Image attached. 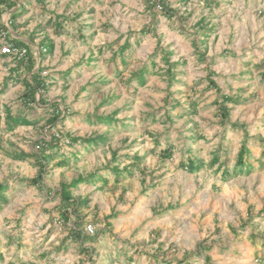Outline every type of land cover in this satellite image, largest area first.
Here are the masks:
<instances>
[{
	"label": "rangeland",
	"instance_id": "374dc122",
	"mask_svg": "<svg viewBox=\"0 0 264 264\" xmlns=\"http://www.w3.org/2000/svg\"><path fill=\"white\" fill-rule=\"evenodd\" d=\"M42 1L47 9L38 0L21 2L26 11L15 24L22 26L10 35L53 42L40 63L45 100L66 113L52 128L50 108L34 105L26 112L34 124L7 130L5 109L23 111L24 86L16 79L5 85L14 64L1 52L7 38L0 36V182L9 186L8 203L0 207V264H264V0H166L171 17L143 0ZM18 7L2 14L5 24ZM55 14L67 18L60 35ZM126 39L124 65L118 49ZM166 57L176 63L174 74ZM144 67L143 84L130 80ZM221 95L240 100L229 105L226 120L218 111ZM111 114L109 125L86 118ZM58 131H108V140L70 147L62 139L42 183L21 181L38 167L33 156H18L40 151V140ZM168 144L172 156L163 159ZM242 147L250 166L223 176L222 164L232 169ZM216 152L219 161L210 167ZM62 154L65 165L58 164ZM133 155L142 157L136 167ZM189 158L205 165L190 172L181 165ZM114 164L122 170L119 183ZM92 173L108 183L73 189V197L87 199L79 227L93 228V239L80 244L69 234L76 216L67 224L59 217L56 191L61 181Z\"/></svg>",
	"mask_w": 264,
	"mask_h": 264
},
{
	"label": "trees",
	"instance_id": "16d2710c",
	"mask_svg": "<svg viewBox=\"0 0 264 264\" xmlns=\"http://www.w3.org/2000/svg\"><path fill=\"white\" fill-rule=\"evenodd\" d=\"M40 2L41 8L45 9L46 4L42 0H38ZM147 7H160V11L171 17L175 12L173 9L169 7V3L166 0H143ZM23 0H0V36L7 38L5 43L12 44L18 50L16 55L12 56L13 67L9 69V75L5 79V85H7L10 79L20 80L24 86L23 93L20 96L21 103L23 105V111L18 113L11 112L8 108L5 109L4 116V126L7 130H11L18 125H30L34 124L35 121L28 118L26 112L32 108L34 105L40 106H48L50 108L49 117L46 119V124L49 127H55L59 122H63L66 111L61 110L59 107V103L57 101H46L45 93L48 90V83L46 81V77L42 75L43 67L41 66V62L45 59L47 54H51L53 51V42L48 41V37H44L37 43L34 42L32 37H28L27 39H21L17 37H12L10 35V29L15 30V26H22L15 24L16 19L19 17V12H25L26 9L24 5L21 3ZM19 3V7L12 11L9 17L8 24H5L2 20V14L5 11L12 10ZM47 9V8H46ZM67 18L62 14H55L53 19V30L55 35H60L63 33V23L67 22ZM47 24H51L52 19L49 18ZM150 32L148 28L141 29L139 31L140 34H145ZM37 46V49L36 47ZM131 48V43L128 39L124 41L122 45L119 46L118 53L121 56V63L126 65L127 61L125 58V51ZM4 56L9 54L3 53ZM169 66V73L174 74L172 72V68L176 65V63H170L168 58H165ZM67 71L65 74H68ZM147 69L146 67L142 68L139 72L133 74L130 80L136 79L140 84L145 82ZM261 76L264 78V72L261 73ZM210 87H213L221 93V88L216 84V82L212 79L209 81ZM240 100L236 99L233 96L229 95H221V101H217L219 115L222 120H226L229 118L230 104H237ZM174 104H178V101H175ZM191 104V109L189 111H194V103ZM87 120L90 122H101L104 124H111L115 121L114 114L112 115H87ZM0 125H1V116H0ZM108 132V131H107ZM94 133L89 136H78L69 133L68 131H58L55 133H51L49 139L43 138L37 144V147L40 151L33 153L32 155L22 153L18 156V158H24L28 156H33L35 158V163L38 167L37 173L34 177L21 178V181H24L32 186H39L43 181V174L45 173V166L49 162L50 159H53L56 155L59 154L60 144L62 139L66 140V144L70 147H74L79 145H83L84 147L98 146L99 144H104L108 140V133ZM52 150L54 152L52 153ZM47 151H51V153H47ZM77 152V150H75ZM75 152V155L77 156ZM249 151L242 147L237 155V160L235 165L230 169L226 163L222 164L220 170H222L223 176H233L243 172L247 166H250L246 161L245 156ZM264 152V150H263ZM73 153L71 152V155ZM62 159L58 161V164L65 165L68 163V157L65 155H61ZM172 156V146L168 144L162 151H160V157L163 159L170 158ZM113 160H116L115 154L112 156ZM130 162L131 167H136L138 162L142 159L141 156L133 155ZM219 161V153L216 152L212 159L209 161V166H214ZM182 167L190 172H194L202 168L205 163L203 159L200 158H189L186 162L181 163ZM111 171L114 174V182L119 183L122 179V170H120L118 164L109 165ZM96 181H102L103 184H107L108 180L103 174L92 173L89 175H77L72 178L69 182L61 181L60 188L56 193L59 195V217L61 218L64 224H67L70 220V216L73 214L76 216V220L73 222V225L69 227L70 236L79 241L82 244L87 238L93 239L90 234L83 232V229L79 227L80 225V217L79 209L80 206L87 204V199H77L73 197V189L77 188L82 183H91ZM9 190V186L6 182H0V207L4 204L8 203V197L6 192ZM109 225V223H108ZM85 233V234H84ZM84 249H86L84 247ZM87 251V249H86ZM205 259L207 262L210 261V256L205 255ZM192 264V263H189Z\"/></svg>",
	"mask_w": 264,
	"mask_h": 264
},
{
	"label": "built area",
	"instance_id": "2783aa9c",
	"mask_svg": "<svg viewBox=\"0 0 264 264\" xmlns=\"http://www.w3.org/2000/svg\"><path fill=\"white\" fill-rule=\"evenodd\" d=\"M1 52L2 53H6V54H9V55H16L18 53V50L12 46V44L10 43H5L2 48H1ZM85 232L87 234H90V233H93V228L90 224H87L85 226Z\"/></svg>",
	"mask_w": 264,
	"mask_h": 264
},
{
	"label": "crops",
	"instance_id": "0c3cea01",
	"mask_svg": "<svg viewBox=\"0 0 264 264\" xmlns=\"http://www.w3.org/2000/svg\"><path fill=\"white\" fill-rule=\"evenodd\" d=\"M17 5L19 6V3ZM17 38H19V37H17ZM21 39H23V38H21Z\"/></svg>",
	"mask_w": 264,
	"mask_h": 264
}]
</instances>
